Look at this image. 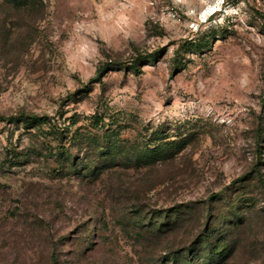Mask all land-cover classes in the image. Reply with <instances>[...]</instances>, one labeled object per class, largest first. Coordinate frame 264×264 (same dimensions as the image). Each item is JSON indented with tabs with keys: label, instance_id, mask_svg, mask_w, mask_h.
Returning a JSON list of instances; mask_svg holds the SVG:
<instances>
[{
	"label": "rangeland",
	"instance_id": "374dc122",
	"mask_svg": "<svg viewBox=\"0 0 264 264\" xmlns=\"http://www.w3.org/2000/svg\"><path fill=\"white\" fill-rule=\"evenodd\" d=\"M0 264H264V0H0Z\"/></svg>",
	"mask_w": 264,
	"mask_h": 264
},
{
	"label": "trees",
	"instance_id": "16d2710c",
	"mask_svg": "<svg viewBox=\"0 0 264 264\" xmlns=\"http://www.w3.org/2000/svg\"><path fill=\"white\" fill-rule=\"evenodd\" d=\"M19 119L24 120L25 123L30 122L29 124H32L33 122L38 124V123H44L47 121L46 117H40L37 115H31V116L20 115ZM58 130H60V129H58Z\"/></svg>",
	"mask_w": 264,
	"mask_h": 264
}]
</instances>
